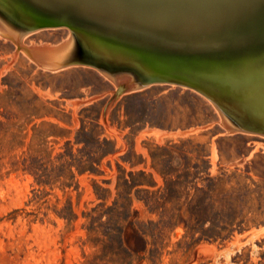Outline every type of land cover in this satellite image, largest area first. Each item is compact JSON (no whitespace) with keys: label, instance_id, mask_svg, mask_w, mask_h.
I'll use <instances>...</instances> for the list:
<instances>
[{"label":"rangeland","instance_id":"1","mask_svg":"<svg viewBox=\"0 0 264 264\" xmlns=\"http://www.w3.org/2000/svg\"><path fill=\"white\" fill-rule=\"evenodd\" d=\"M115 88L0 36V264H264V135L229 131L176 85L126 93L104 117Z\"/></svg>","mask_w":264,"mask_h":264},{"label":"water","instance_id":"2","mask_svg":"<svg viewBox=\"0 0 264 264\" xmlns=\"http://www.w3.org/2000/svg\"><path fill=\"white\" fill-rule=\"evenodd\" d=\"M0 28L11 41L67 30L50 49L17 41V51L48 71L109 74L104 117L126 93L176 85L206 97L228 128L264 135V0H0Z\"/></svg>","mask_w":264,"mask_h":264},{"label":"bare ground","instance_id":"3","mask_svg":"<svg viewBox=\"0 0 264 264\" xmlns=\"http://www.w3.org/2000/svg\"><path fill=\"white\" fill-rule=\"evenodd\" d=\"M5 30H7V29H5ZM5 30H3V29H1L0 28V36L1 37H3V38H5V39H10L9 38V35H8V32L7 31H5ZM36 32V31H35ZM30 33H32V32H29V33H17V32H14V34H12L13 35V40L12 41H14V43H17V41H19L20 43L22 42V40L26 37V36H28V34L30 35ZM21 45H22V43H21ZM24 46V45H23ZM36 45H30V47H35ZM41 47H44V48H52V45L51 44H49V43H44V44H41L40 45ZM49 57V56H48ZM49 59V58H48ZM47 69V68H46ZM45 69V70H46ZM49 70V69H48ZM105 76H107L111 81H113L115 84H117L116 82H115V80L109 75V74H107V73H105V72H102ZM118 79H121V78H118ZM116 89V88H115ZM113 94V93H112ZM94 100V99H93ZM111 106V105H110ZM109 106V107H110ZM222 123H223V125L224 126H226V128L229 130V131H237V130H235L234 128H228V126H227V123L223 120V118H222ZM210 127V126H209ZM175 133V132H174ZM231 133H233V132H231ZM182 135V134H181ZM264 137V136H263Z\"/></svg>","mask_w":264,"mask_h":264}]
</instances>
